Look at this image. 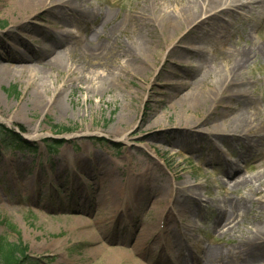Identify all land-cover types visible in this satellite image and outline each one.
<instances>
[{
	"label": "rangeland",
	"instance_id": "obj_1",
	"mask_svg": "<svg viewBox=\"0 0 264 264\" xmlns=\"http://www.w3.org/2000/svg\"><path fill=\"white\" fill-rule=\"evenodd\" d=\"M186 1L79 0L80 7L91 6L103 15L84 23L52 13L64 8L57 4L24 9L18 0H0V65L7 64L2 59L6 53L27 58L31 49L44 47L63 61L53 69L47 64L51 53L50 59L31 61L30 71L0 75L1 244L21 243L34 264H98L91 251L102 245L116 250L110 256L121 264L128 258L172 264L168 235L161 230L140 244L142 223L134 209L126 210V198L114 213L104 214L95 204L106 189V176L125 189L130 178L144 172L166 178L167 187L183 188L187 182L204 186L198 191L203 197L193 201L198 215L188 220L183 212V224L172 221L176 243L188 249L182 264H264V242L255 238L264 196L253 197L250 214L233 229L206 205L207 200L222 204L228 194L248 192H233V182L222 184V170L209 160L218 153L240 166L233 180L264 173V150L244 163L237 157L244 154L234 144L237 139L220 145L207 137L208 130L220 128L215 124L241 111L248 121H264L263 60L239 73L233 72L234 61H226L227 53L264 45V13L233 8L216 21L212 12L188 28L182 25L171 38L161 25L146 20L148 14L180 9ZM60 36L64 44L52 49ZM226 82L229 87L221 89ZM244 83L250 84L253 104L238 87ZM197 86L200 101L184 102ZM202 116L208 121L198 124ZM200 132L204 140L192 141ZM186 142H193L196 152L186 149ZM68 157L87 165L59 166ZM161 208L152 202L144 216L159 222ZM76 219L85 220L91 235L74 232Z\"/></svg>",
	"mask_w": 264,
	"mask_h": 264
},
{
	"label": "bare ground",
	"instance_id": "obj_2",
	"mask_svg": "<svg viewBox=\"0 0 264 264\" xmlns=\"http://www.w3.org/2000/svg\"><path fill=\"white\" fill-rule=\"evenodd\" d=\"M79 0H18L19 7H23L27 9L29 7H43L45 9L49 8L50 6L58 5V7H64L62 9L51 11H57L60 15L61 19L65 17H72L78 18L80 21L86 23L87 20H90L94 17V20H100L103 17L102 14L96 12V10L89 6L87 8H82L78 4ZM82 1V0H80ZM148 1V0H147ZM79 5V6H78ZM84 6V5H82ZM225 6L226 8H222L220 10L219 7ZM235 9H251L256 10V13L263 14L264 13V0H188L184 2L180 9L175 8L173 11L163 12L158 15L156 14H148L147 16L150 19H146L149 24L156 27L157 24L161 25L162 31L166 32L169 38L171 35L173 36L175 31L180 28L182 25L186 28L193 25L198 18L203 15L213 14L214 20H220L223 16H227V10ZM218 10V11H216ZM26 19V18H25ZM24 19V20H25ZM245 20V19H244ZM146 22V21H145ZM26 23V21H24ZM28 29H31L28 28ZM97 34V31L95 32ZM112 34V33H110ZM98 35V34H97ZM96 35V36H97ZM222 34H218L220 36ZM113 36V34H112ZM111 36V37H112ZM110 37H106L109 39ZM19 37L16 36V40ZM65 37L60 36L53 40L52 49L59 47L60 45L64 44ZM225 41H223L224 43ZM246 48V47H245ZM38 52V53H37ZM53 52L48 51L45 47L42 49H31L29 51V55L25 58L24 54H13V53H6L2 57L3 61L7 64L0 65V75H12L13 73H23L30 71L31 68L28 65L31 61H38L42 57L50 59L51 56H48ZM40 54V56H39ZM54 57L50 59L47 64L51 66L53 69L60 68L63 65L62 58L60 54L53 53ZM48 56V57H47ZM263 60L264 62V45H257L253 44L248 49L240 50L238 49L235 52L227 53L226 54V61H234L235 67H233L234 73H239L242 68H247L251 64L259 63ZM203 61V60H202ZM228 73H231L228 71ZM227 73V74H228ZM228 83H224L221 89L228 88ZM240 88L245 89L243 97L246 98L247 103H254V98L250 95V92L247 90L250 87L249 83H244L238 86ZM246 87V88H245ZM198 86L195 91L191 92L190 94L186 95L182 100L184 102H189L192 104L198 103L200 101V94H199ZM41 96V94L39 95ZM37 96V97H39ZM206 95H203V99L206 98ZM242 96L240 98L237 97V100L242 101L244 99ZM40 101V100H39ZM181 101V100H179ZM219 115L216 117V119ZM204 119V120H203ZM248 117L244 114L243 111L236 113L232 118L226 119L223 123L215 124V127H220L216 132L209 131L207 134L208 139L215 137L221 143H233L232 139L236 141L234 144H238L242 150H244V154L237 156L240 162H247L250 160L255 159L261 152L264 150V121L253 122L248 121ZM208 121L206 116H202V119L198 121V124H202ZM253 122V123H251ZM195 124V123H194ZM193 124V125H194ZM223 129V130H222ZM192 132V130H189ZM194 138L195 136L192 135L194 142L196 140H204L203 136ZM239 139V136H241ZM211 144L213 140L211 139ZM187 146V147H186ZM186 149H189L191 152L195 151V145L193 146V142H186L184 145ZM219 155H215L212 160L209 159L212 163L216 165V167L220 168L222 171V177H220V181L226 187L229 185V182H233V186L231 187L233 192H239L240 189L244 188L247 189L244 195L239 197L229 196L227 195L221 202H210L207 200L206 205L210 206L212 209L214 208L215 211L220 212L222 215L221 223H225V226H230L232 229L235 227L234 224H237L239 220H245L246 217L250 214L252 210V206L255 203V199L253 198L255 195L259 194L264 196V191L261 189L263 187V180H264V173H258L254 176L246 177L244 175L238 176L235 178L239 171L238 164L234 167L225 156L221 153ZM66 163L60 164L59 166H69L70 164H84L83 160L75 159V158H66ZM244 162V163H245ZM87 165V163H86ZM85 165V166H86ZM61 168H58V171ZM237 172H235V170ZM109 176V175H108ZM106 176L103 182L106 189L103 191V195L99 196L95 200V204H98L102 209V213L107 212L114 213L116 208H118L120 201L126 198L125 203L127 204L126 210L128 211L135 210L138 216L137 220L139 223H142V226L138 232L139 240L141 245L145 244L147 238L153 236V233L158 232L161 230L163 235H168V243L170 248V252L168 251V255L170 253V257L172 254L173 258H177L178 264L180 262V257L182 254L188 251L185 246H182L180 243H176L178 241L176 233L175 224L172 222L174 221L176 224L180 225L183 224L182 221L179 219L182 218L183 212L188 213L185 217L188 220H192V216H197L198 213L195 211L193 205L194 198H202L201 195L198 193L199 189L204 188L202 184L196 183H188L183 188H176V187H167V180L166 178L161 179L155 173H139L135 174L132 178L128 180V185L124 189V186H119L117 180H115L112 176ZM224 179H227L228 182H225ZM28 185H32V182H28ZM132 196V198H131ZM205 198V197H204ZM263 199L257 200V203H260ZM155 205H161V210L159 215H157V219L159 222H155V218L152 217L147 219L144 214L149 211L150 205L152 202ZM209 201V202H208ZM221 204V205H220ZM251 206V208L248 206ZM148 205V207H147ZM197 207L201 208V205H197ZM230 208V209H229ZM131 209V210H130ZM229 209V210H228ZM258 209L261 210V204H259ZM124 212V211H123ZM175 213V214H174ZM184 213V214H186ZM261 212L256 218L258 219L260 227L256 228L255 238L259 236L258 242H264V215ZM130 214V213H129ZM179 214V215H176ZM191 214V215H190ZM168 216V222L165 221L164 216ZM124 218L125 216L122 215ZM170 220V221H169ZM77 223V226L73 227V230L77 234L82 235H91V232L88 228L87 223L83 219H76L74 220ZM237 221V222H236ZM186 222V221H185ZM173 223V224H171ZM168 224H171L169 230L166 228ZM185 225V224H184ZM157 226V227H156ZM230 230V229H229ZM169 233V234H167ZM197 246V245H196ZM94 256L99 257L98 264H121V262H115L114 259L110 256L114 254L116 250H109L103 245L99 248L91 251ZM127 264H141L138 261L132 260V258L127 259Z\"/></svg>",
	"mask_w": 264,
	"mask_h": 264
},
{
	"label": "trees",
	"instance_id": "obj_3",
	"mask_svg": "<svg viewBox=\"0 0 264 264\" xmlns=\"http://www.w3.org/2000/svg\"><path fill=\"white\" fill-rule=\"evenodd\" d=\"M1 128V127H0ZM4 132L0 129V134ZM10 136V133L7 134ZM10 138H12L10 136ZM15 142L16 140L12 138ZM0 260L4 264H34L31 259L27 256V249L23 248L21 243L13 244H1L0 243Z\"/></svg>",
	"mask_w": 264,
	"mask_h": 264
}]
</instances>
